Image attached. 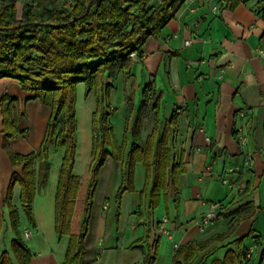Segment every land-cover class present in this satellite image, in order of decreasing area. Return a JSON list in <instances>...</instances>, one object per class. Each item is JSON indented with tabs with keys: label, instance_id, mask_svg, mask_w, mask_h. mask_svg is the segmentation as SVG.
I'll return each mask as SVG.
<instances>
[{
	"label": "crops",
	"instance_id": "obj_1",
	"mask_svg": "<svg viewBox=\"0 0 264 264\" xmlns=\"http://www.w3.org/2000/svg\"><path fill=\"white\" fill-rule=\"evenodd\" d=\"M264 0H240L229 8L226 0H184L171 18L143 45V55L133 58L130 69L120 71L107 99L114 109L109 116L115 145L132 143V128L144 94H151L140 117L138 137L145 142L152 133L156 115L160 129L173 113L177 131L171 149L181 159L183 171L177 178L178 198L170 184L166 196L149 209L141 197L146 168L134 163L132 190L123 192L119 211L115 194L121 183L122 161L107 156L92 192L83 240L84 264H147L139 246L151 244L152 264H172L176 249L188 242L211 240L184 264H217L228 250L243 257L236 264H264V162L258 152L264 143ZM190 40L189 44H184ZM262 51V52H261ZM173 84L177 87L174 88ZM145 86H149L145 91ZM145 91V92H144ZM13 97L11 117L18 118L17 137L7 140L10 152H37L46 127L49 107L20 88L16 79L0 78V98ZM237 108L247 133L244 149L235 136ZM76 154L73 173L82 176L92 150V113L96 94L85 95L76 86ZM0 111V255L10 251L14 237L9 209L4 202L14 166L3 148ZM254 151L246 165L245 155ZM63 148L49 153L48 177L36 186L32 202L35 226L21 208L19 186H13L11 203L17 207L18 229L31 250L30 264H67L68 235L54 229V197ZM37 177L39 162L35 161ZM224 177L232 181L228 187ZM245 179L244 191L237 189ZM263 186V189H261ZM210 201H222L220 216L202 225ZM166 221L162 223V219ZM163 224L164 231L158 228ZM150 230V232H149ZM215 239V237H217ZM72 264V263H71Z\"/></svg>",
	"mask_w": 264,
	"mask_h": 264
},
{
	"label": "trees",
	"instance_id": "obj_2",
	"mask_svg": "<svg viewBox=\"0 0 264 264\" xmlns=\"http://www.w3.org/2000/svg\"><path fill=\"white\" fill-rule=\"evenodd\" d=\"M0 0V78L16 79L21 89L33 93L49 107L46 127L37 152L15 154L6 142L17 137L18 118L10 115L13 97L0 98L3 148L14 166L4 198L14 237L10 251L3 250L0 264H30L31 250L18 229L17 207L11 203L13 186H19V200L27 222L35 226L32 202L36 186H43L48 177L49 153L63 148L54 197V229L57 235H68L65 252L67 264H84L83 240L92 192L98 181V172L107 156L122 161L121 183L115 194L119 211L123 192L132 190L134 163L140 161L146 168L141 197H148L149 209L157 205L160 194L167 195L170 184L178 198L177 178L183 171L181 159L171 149V136L177 131L175 113L165 121L162 129L156 115L152 133L145 142L138 137L140 117L145 112L151 94H145L132 128V143L125 151V141L115 145L109 116L114 109L107 99L120 71L127 72L133 58L142 57L148 37L156 36L174 17L184 0ZM234 8L240 0H226ZM264 16V6L259 9ZM83 83L85 95L96 94V109L92 113V150L82 176L73 173L76 154V86ZM35 161L39 162L37 177ZM2 215L0 214V228ZM150 232V230H149ZM218 238L215 237V239ZM211 240L191 241L176 249L172 264L187 263ZM131 246H139L143 261L152 264L149 236ZM243 255L228 250L217 264H236Z\"/></svg>",
	"mask_w": 264,
	"mask_h": 264
},
{
	"label": "built area",
	"instance_id": "obj_3",
	"mask_svg": "<svg viewBox=\"0 0 264 264\" xmlns=\"http://www.w3.org/2000/svg\"><path fill=\"white\" fill-rule=\"evenodd\" d=\"M190 40H185L184 44H189ZM262 52V51H261ZM173 87L176 88L177 86L173 84ZM236 114V121H237V127H236V139L239 143V146L244 149L245 145L247 144V133L244 130V123L242 122V117L245 115V110L237 108L235 111ZM263 162H264V143L262 147L258 150ZM254 151H249L245 155V164L248 165L253 158ZM222 182L227 185L228 187L232 186V181L228 177H224L222 179ZM247 187L246 180H241L238 185L237 189L239 191H244V189ZM223 207L222 201H210L207 203L206 210L204 211L202 218H201V224H207L214 219L218 218L220 216V209ZM166 221V218L162 219V223ZM160 231H164L163 224L158 227Z\"/></svg>",
	"mask_w": 264,
	"mask_h": 264
},
{
	"label": "rangeland",
	"instance_id": "obj_4",
	"mask_svg": "<svg viewBox=\"0 0 264 264\" xmlns=\"http://www.w3.org/2000/svg\"><path fill=\"white\" fill-rule=\"evenodd\" d=\"M16 8H17L16 15H17V17H19L20 16V12H21V8H22V2H21V0L17 1ZM261 189H263V186H261Z\"/></svg>",
	"mask_w": 264,
	"mask_h": 264
}]
</instances>
